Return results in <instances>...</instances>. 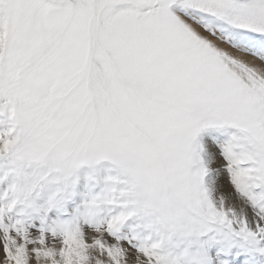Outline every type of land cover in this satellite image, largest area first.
I'll return each mask as SVG.
<instances>
[{
    "label": "snow or ice",
    "instance_id": "obj_1",
    "mask_svg": "<svg viewBox=\"0 0 264 264\" xmlns=\"http://www.w3.org/2000/svg\"><path fill=\"white\" fill-rule=\"evenodd\" d=\"M0 264H264V0H0Z\"/></svg>",
    "mask_w": 264,
    "mask_h": 264
}]
</instances>
